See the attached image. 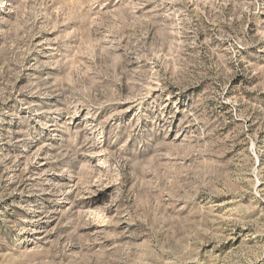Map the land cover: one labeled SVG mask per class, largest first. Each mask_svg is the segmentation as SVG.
Instances as JSON below:
<instances>
[{"label":"rangeland","instance_id":"obj_1","mask_svg":"<svg viewBox=\"0 0 264 264\" xmlns=\"http://www.w3.org/2000/svg\"><path fill=\"white\" fill-rule=\"evenodd\" d=\"M0 264H264V0H0Z\"/></svg>","mask_w":264,"mask_h":264}]
</instances>
